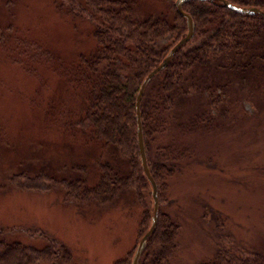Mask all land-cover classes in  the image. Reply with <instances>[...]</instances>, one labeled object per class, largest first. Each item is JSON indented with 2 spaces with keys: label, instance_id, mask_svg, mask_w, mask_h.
Wrapping results in <instances>:
<instances>
[{
  "label": "rangeland",
  "instance_id": "obj_1",
  "mask_svg": "<svg viewBox=\"0 0 264 264\" xmlns=\"http://www.w3.org/2000/svg\"><path fill=\"white\" fill-rule=\"evenodd\" d=\"M91 27L54 0H0V226L29 256L63 245L70 264H132L146 231L130 202L79 204L64 184L75 164L95 158L93 148L59 129L57 109L61 100L81 101L61 73L93 50ZM217 78L222 85L233 79ZM226 86L211 116L201 97L180 103L183 120L200 117L189 132L171 130L186 151L164 194V210L181 224L172 264L212 260L222 234L241 254L264 252V74Z\"/></svg>",
  "mask_w": 264,
  "mask_h": 264
},
{
  "label": "trees",
  "instance_id": "obj_2",
  "mask_svg": "<svg viewBox=\"0 0 264 264\" xmlns=\"http://www.w3.org/2000/svg\"><path fill=\"white\" fill-rule=\"evenodd\" d=\"M176 1L54 0L61 12L87 20L95 40L92 51L80 55L61 73L64 85L81 101L74 106L64 100L57 103L58 127L83 147L95 150L92 164H75L72 176L66 178L68 199L104 206L130 202L129 211L139 215V225L146 232L154 205L151 210L152 189L138 151L136 97L147 75L187 33ZM228 1L264 10V0ZM183 9L194 20L195 35L151 80L141 103L145 148L160 208L157 227L139 264H172L177 252L181 224L164 210L168 204L164 194L186 151L171 130L189 132L188 124L197 123L200 117L192 114L183 120L180 103L188 105L194 97H201L208 105L204 114L211 116L221 100L219 87L224 92L232 80L244 84L264 74L263 16L238 14L209 1H191ZM220 72L233 79L222 85L217 78ZM11 232L0 226V264L18 258H22L21 264H70L71 254L65 246L57 245V251L47 247L40 255L29 256L28 248L8 239ZM248 252L241 254L235 245L227 246L222 234L214 258L201 264H264V252ZM57 253L66 261H58ZM115 264L130 263L126 259Z\"/></svg>",
  "mask_w": 264,
  "mask_h": 264
},
{
  "label": "water",
  "instance_id": "obj_3",
  "mask_svg": "<svg viewBox=\"0 0 264 264\" xmlns=\"http://www.w3.org/2000/svg\"><path fill=\"white\" fill-rule=\"evenodd\" d=\"M191 1H209V2H219L224 8L229 9L235 13L243 14V15H260L264 17V10L259 9L257 7H241L238 5H235L231 3L228 0H177L175 2V7L180 16H182L186 21L187 26V33L186 35L169 51L167 56L164 58V60L156 67L153 71H151L147 77L142 82L137 97H136V125H137V145H138V151L140 155L141 165L143 172L146 176V178L149 181V184L152 189V198L154 202V208H153V217L152 222L149 230L145 233V235L141 238L136 251L133 256L132 264H139V261L141 259V256L146 249L147 243L153 233L155 232V229L157 227L158 223V217H159V194H158V186L155 180L153 179V176L151 174L148 159H147V153L145 148V141H144V131H143V124H142V115H141V103L142 99L145 93V90L148 86V84L151 82V80L158 75L160 72H162L170 63L174 55L187 43H189L196 32V26L194 23V20L192 16L188 13H186L183 9L184 5L191 2Z\"/></svg>",
  "mask_w": 264,
  "mask_h": 264
}]
</instances>
